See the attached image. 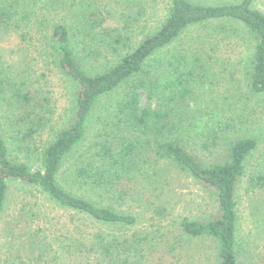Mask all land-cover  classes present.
<instances>
[{"label":"rangeland","instance_id":"374dc122","mask_svg":"<svg viewBox=\"0 0 264 264\" xmlns=\"http://www.w3.org/2000/svg\"><path fill=\"white\" fill-rule=\"evenodd\" d=\"M192 1L212 4L230 0ZM171 3L172 0H0V13L8 12L0 24V76L8 77L4 78L8 83L25 80V90L44 102L41 120L34 115L20 120L22 109H17L7 94L6 82L4 90L0 87V129L12 147L13 157L39 167V153L67 124L74 107L75 86L58 68L50 45L54 25L63 23L69 27L82 65L86 70L98 71L116 54L92 44L94 37H103L108 30L134 47L160 26ZM255 6L264 11V0H256ZM85 18L97 23L91 28L96 34L85 33L89 30L81 23ZM219 24L191 27L176 43L154 55L149 68L157 75L163 71L168 74L169 61L202 54L206 72L192 87L187 101L203 114L192 117L197 127L191 134H196L198 128L205 129V122L222 120L237 124L232 135L256 137L259 145L247 162L249 177L251 173L264 172V94H252L246 86L252 40L236 23L223 22L225 29ZM120 47L123 51L130 49ZM91 49L98 54L90 56ZM126 89H117L97 101L76 157L121 132L114 125L115 112ZM202 116L203 122L199 119ZM32 119L37 131L32 140L21 141L22 134L15 131L18 127L14 128L16 122L20 120L25 132ZM189 143L199 156L209 157L206 150L197 147L195 139ZM17 145L21 147L18 152L14 150ZM155 160L154 168L150 167L153 183L141 176L128 186L125 195L115 192L113 197L96 196L106 205L135 214L137 223L129 227L95 221L58 206L36 187L12 182L0 219V264H220L216 240L192 237L180 228L183 219L209 220L217 216L214 193L177 165L161 157ZM73 161H66L60 177V183L68 188L67 166ZM237 213L242 264H264V187L252 188L243 180L237 189Z\"/></svg>","mask_w":264,"mask_h":264},{"label":"trees","instance_id":"16d2710c","mask_svg":"<svg viewBox=\"0 0 264 264\" xmlns=\"http://www.w3.org/2000/svg\"><path fill=\"white\" fill-rule=\"evenodd\" d=\"M255 2L230 0L209 4L172 0L160 26L134 47L128 46L124 37L108 30L103 37H94L92 44H100L111 50L113 56L116 54L115 59L107 61L98 71L86 70L82 65L69 27L63 23L54 25L50 45L58 68L75 86L74 107L67 124L39 153L40 165L37 168L18 156L13 157L12 147L0 129V219L10 184L19 182L40 189L60 207L104 224L129 227L137 223L135 214L106 205L96 196L113 197L115 192L125 195L130 189L128 186L141 176L153 183L150 167L154 168L156 157H161L169 164L177 165L213 192L216 198L217 216L209 220L183 219L180 222L182 232L192 237L216 240L220 264H242L237 237V189L243 180L252 188L264 187V172L257 171L248 177L247 170L248 159L259 145L258 139L238 133L232 135L231 130L236 131L237 124L232 121L226 124L222 120L205 122V129L199 131L198 128L196 134H191L197 127L192 123V117L203 114V110L196 111L187 101L192 87L206 72L207 62L201 53L169 61L171 69L168 74L163 71L157 75L154 69L149 68V61L176 43L193 26L220 23L218 26L225 29L223 22L236 23L253 42L247 63L246 86L252 94H264V11L256 7ZM5 17H8V12L1 10L0 24ZM81 23L85 30L89 28L85 32L87 35L94 33L91 28L97 23L87 18ZM120 45L130 49L123 51ZM88 54L93 57L98 51L91 49ZM4 78L8 77L0 76L1 89L7 87V94L17 109H22L18 119L26 120L34 115L41 120L43 100L25 90V80L12 78L8 83ZM4 82L7 85L3 88ZM120 88L127 91L115 112L117 121L114 125L121 132L116 138L93 144L89 153L76 157L97 101ZM203 118H199L201 122ZM19 121L14 128L18 127L15 131L22 134L20 140H32L38 127L36 121L30 120L25 132ZM194 139L197 147L206 150L209 157L196 153L189 143ZM20 148L17 145L14 150L18 152ZM69 159L74 160L67 166L66 178L70 188L60 183Z\"/></svg>","mask_w":264,"mask_h":264}]
</instances>
